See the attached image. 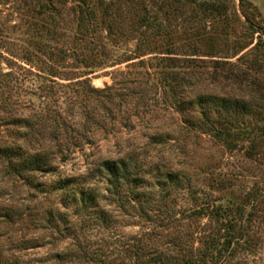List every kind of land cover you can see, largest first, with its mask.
Segmentation results:
<instances>
[{"label": "rangeland", "instance_id": "1", "mask_svg": "<svg viewBox=\"0 0 264 264\" xmlns=\"http://www.w3.org/2000/svg\"><path fill=\"white\" fill-rule=\"evenodd\" d=\"M260 38L264 0H0V136L25 129L7 125L11 116H45L51 128L64 120L69 134L84 130L91 138L54 171L36 172L35 182L9 177L0 164V264H59L56 254L66 251L78 255L62 264H159V254L168 257L164 264H181L208 246L219 250L234 229L240 242L199 263L264 264L263 59L252 65ZM107 56L101 65L90 59ZM190 56L200 67H183ZM215 60L229 62L217 79ZM184 73L193 80L184 94L194 109L182 114L170 105L182 86L175 94L170 84H183ZM114 81L111 101L92 89ZM156 94L162 101L149 99ZM224 97L247 103L243 115L240 103L231 109L233 124L251 130L234 147L186 125L199 124L204 112L223 121L212 101ZM122 156L146 176L149 168L174 173L196 196L155 188L173 209L170 218L166 208L144 216L148 196H104L107 182L93 169L101 158ZM60 179L69 182L68 196L54 187ZM92 191L105 219L102 209L81 211L80 196ZM201 206L207 210L193 215ZM63 212L76 233L59 221Z\"/></svg>", "mask_w": 264, "mask_h": 264}, {"label": "trees", "instance_id": "2", "mask_svg": "<svg viewBox=\"0 0 264 264\" xmlns=\"http://www.w3.org/2000/svg\"><path fill=\"white\" fill-rule=\"evenodd\" d=\"M255 47V50L259 54H261V56L257 55L256 59L252 62V65L254 67L256 65H262L260 64V61L262 59L264 62V39L260 38ZM245 48L246 47L243 46L238 51L241 52ZM210 53V56H214L212 55V53L216 52ZM191 55H197L196 50H194ZM243 57L245 58L246 55L243 54L240 59H243ZM1 59L2 56L0 55V66ZM90 59H92L93 61L96 60L97 65H101L104 63L105 60L109 58L107 56L100 58V60H97L99 59L98 57H92ZM197 59L198 58H196L195 56L185 57L182 60V65L183 67H190L192 69H196L200 67L197 62ZM227 65H229L228 61L215 60L213 78L217 79L219 77V70L224 71ZM10 73L11 72H6L5 75H9ZM185 74L187 73H184V78H181L183 84H170V89L172 91H176L175 94H177V88H180L182 86L181 89L183 91H181V93L183 95H180V100L176 103L171 102L170 104L182 114L188 113L190 109H194V102L188 101L187 94H184V91H186L189 87L193 85V80L192 78H186ZM170 77L172 78L173 76ZM230 78L231 77L229 75L226 76V79ZM118 83L119 82L114 81V86L111 85L110 87L104 89H92L93 91L101 93L108 92L105 93V98L107 102L113 100L114 92L112 91V88L115 87V85H117ZM129 92L133 93V91L131 90ZM149 99L153 100L154 102H159L162 101L163 98L162 96L156 94L153 98ZM217 100L219 102H217ZM239 101L240 102L236 100L233 101L231 97H224L221 99L216 98L212 101L213 105H215L213 109H217V113L224 114L225 121H222L220 119H213L208 115L207 112H204L205 114L203 115V118L199 121V124L195 122L191 123L186 120V125L192 129H202V131H204L205 133L210 134L216 137V139L225 142L230 147H234L236 143L235 137L238 134L241 136L240 139H243L245 135L251 132V130L246 127L241 128L238 124H233V119L237 118L235 117L236 111H234V114L233 111H231L234 103H240V105H238L237 110L241 115L247 112V110H245L247 108V103H244L243 99ZM207 107L210 108L209 105H207ZM148 109L149 108L144 109L143 114H147ZM49 120L50 118H47L45 116L38 120L33 118L28 119L22 117L13 118L12 116L9 118L7 125L17 123L20 124V127L23 126L25 128L23 131L17 128L18 130L14 132V134L9 135L11 138H4L0 136V164H5L7 168V175H9V177H19L27 181L35 182L34 174L36 172L50 173L54 171V163L57 160L59 162H66L70 159V157L74 153V150L79 147V144H87L88 141H90L91 139L89 134L86 133L84 130H81L74 134H69L68 129L70 128V126L64 120L58 122V124L56 123V120H53L55 122L54 124H56L57 126H55V128H51L52 126L48 125ZM237 121H239L238 123L240 124V120ZM129 124L126 123V125ZM58 125H60V129H58ZM40 127H42V131L38 130ZM48 127H50L49 132L46 131ZM261 130L264 131V127H262ZM147 171L148 172L146 173H149L148 176L144 175L143 170L140 171V169H137V164H133V159L131 156H122L117 158H101L100 160H98L95 168L93 169V172L97 173L99 177L105 179L107 182L106 194L104 196H112L118 199H122L124 196H128L130 200H133L135 197L139 196H148L140 204L142 214H144V216L146 217L155 216L163 208H166V210H163V212L165 213V217L170 218L174 216V211H172L173 209L169 208L168 203L164 200L165 196H170L175 192L178 193L179 191H181V193H186L185 195L188 196H196L197 194L196 190L191 188V184L189 186H186V184H182V186H180L178 177L172 172L164 173L161 172L160 168H149V170ZM68 185L69 182L67 180L60 179L54 184V187L57 190H63L64 193H66V195L68 196ZM157 187H159L161 191L163 190L166 192L164 197H160L159 199L155 198L156 196L153 191H155V188ZM99 195L100 194L98 192L96 193L95 191H92L89 194H82L79 199L81 205L80 208L81 211H86L89 213L95 212V210L97 209H102L103 213H101V217L104 216L105 219V216H107V212L103 207H99ZM72 201L73 200H71V202ZM231 205L234 204H230L228 206ZM237 205V208L241 207V203H238ZM221 208L222 206L219 205L216 208L214 207L213 210L215 209L217 211V215H220L219 213ZM205 210H207V208H203L201 206L200 208L193 209L192 213L193 215H198L200 213H203ZM7 215L9 216V214ZM67 215L68 214L65 212L60 214L59 221L67 222L65 229L71 230L72 233H76L75 228L67 220ZM102 219L103 218H100V220ZM52 223H55L56 226H58V221L55 220L54 222L52 221ZM234 230L235 231L232 232L231 235L232 238L228 239L226 243L224 242L222 248H220L219 250L216 246H208L200 250L201 252L199 253V259L194 260L193 257H189L187 259H184L181 264H200L201 262L199 263V261L205 262L207 258L214 259L216 258V256H219V253L222 255V253L224 252L223 247L225 249L231 247L234 241L232 239H236L239 242L241 241V236H243V233H241L240 231H236V229ZM88 253L89 252L87 250L81 248L80 246L79 254L81 256L88 257ZM76 255H78V253L76 254L74 251H66L62 253H57L56 257L60 260L59 264H62L67 263L68 261L73 262V259L76 257ZM156 257L157 259H155L153 262L159 264H164L166 262L164 260L168 259V257L164 254H159ZM7 264L12 263L8 262Z\"/></svg>", "mask_w": 264, "mask_h": 264}]
</instances>
